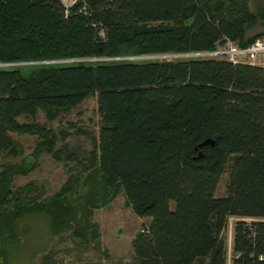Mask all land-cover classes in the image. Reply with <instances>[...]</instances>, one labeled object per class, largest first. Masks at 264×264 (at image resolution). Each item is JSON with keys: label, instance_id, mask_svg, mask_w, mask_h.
<instances>
[{"label": "trees", "instance_id": "16d2710c", "mask_svg": "<svg viewBox=\"0 0 264 264\" xmlns=\"http://www.w3.org/2000/svg\"><path fill=\"white\" fill-rule=\"evenodd\" d=\"M255 1L78 0L66 8L0 0V151L15 153L13 133L34 135V154L75 163L50 198L35 182L14 187L35 169L28 157L0 164V264L21 241L20 219L34 212L49 218L53 236L69 231L74 244L99 249L94 211L120 191L149 223L132 241L133 258L110 264H228L223 232L232 217L233 264H264V66L142 58L212 52L227 38L251 44L264 37V0ZM90 97L101 118L92 149L58 147L70 128L86 132L47 122ZM207 139L214 145L200 146ZM56 252L37 264H103L64 263Z\"/></svg>", "mask_w": 264, "mask_h": 264}, {"label": "rangeland", "instance_id": "374dc122", "mask_svg": "<svg viewBox=\"0 0 264 264\" xmlns=\"http://www.w3.org/2000/svg\"><path fill=\"white\" fill-rule=\"evenodd\" d=\"M257 2L258 0L255 1V4ZM174 55H165L164 58L172 59V56L184 58L189 57L191 54ZM259 65L264 66V63ZM21 120L24 119L21 118ZM38 120L47 122L43 112L39 113ZM100 121L97 99L96 97H90L68 114L62 115L57 120L47 122V125L56 132L68 129L70 123L75 125L76 129H82L86 134L74 133L70 128L69 131H72L73 135L63 142L58 140V147H62L67 142L78 151L86 150L89 152L92 149V136H98L99 134ZM12 136L16 141L17 152L0 151V164L19 162L25 157L36 164L35 169L28 175H17L15 177L14 187L23 186L28 182H35L45 189V198L52 197L67 181L71 173L69 169L71 166L74 168L75 163L64 160L65 156L62 160H58L55 157L56 155L54 156L48 152L34 154V148L38 142V138L34 135L13 133ZM84 156L83 153L79 154V158ZM69 165L71 166L69 167ZM227 178L228 173L226 172L217 189V195L225 194ZM92 219L97 224L101 234L99 249H94L93 243L81 247L74 244L69 231L53 236L49 227V218L40 213L34 212L25 215L19 223L21 228H24L21 230V241L10 246L7 264H37L45 252L51 248H55L58 259L64 263L76 259L80 261H98V259H102L103 264H110L115 259L128 261L133 258V239L149 223V218L139 217L133 212L122 191L107 206L95 210ZM236 221L237 218H230L229 224L223 232L229 264H231ZM105 250L108 252L107 257H105Z\"/></svg>", "mask_w": 264, "mask_h": 264}, {"label": "built area", "instance_id": "2783aa9c", "mask_svg": "<svg viewBox=\"0 0 264 264\" xmlns=\"http://www.w3.org/2000/svg\"><path fill=\"white\" fill-rule=\"evenodd\" d=\"M62 1L66 6V8H70L78 2V0H62ZM215 50H220L227 60L233 61L234 63H249V64H257V65L264 63V37L254 40L251 44L247 46H241L237 41H233L227 38L224 41V44L222 46L219 45L218 48ZM188 54H191L190 56L193 57H204L201 55L196 56L194 55V53H188ZM165 55H174V54L148 55V56H143L142 58L164 59ZM233 258L234 255L232 248L231 264H233ZM228 264H229V258H228Z\"/></svg>", "mask_w": 264, "mask_h": 264}, {"label": "bare ground", "instance_id": "6f19581e", "mask_svg": "<svg viewBox=\"0 0 264 264\" xmlns=\"http://www.w3.org/2000/svg\"><path fill=\"white\" fill-rule=\"evenodd\" d=\"M224 44V43H223ZM221 44V46L223 45ZM194 55H201V56H204V57H212V58H224V55L221 53L220 50H215V51H212V52H202V53H194ZM233 62V61H231ZM234 63V62H233Z\"/></svg>", "mask_w": 264, "mask_h": 264}, {"label": "water", "instance_id": "95a60500", "mask_svg": "<svg viewBox=\"0 0 264 264\" xmlns=\"http://www.w3.org/2000/svg\"><path fill=\"white\" fill-rule=\"evenodd\" d=\"M214 141L212 139H207L205 140L200 146H204V145H207V144H212L214 145Z\"/></svg>", "mask_w": 264, "mask_h": 264}]
</instances>
